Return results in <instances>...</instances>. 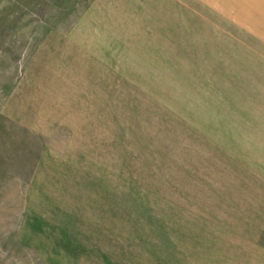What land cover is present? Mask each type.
Listing matches in <instances>:
<instances>
[{"label":"rangeland","instance_id":"374dc122","mask_svg":"<svg viewBox=\"0 0 264 264\" xmlns=\"http://www.w3.org/2000/svg\"><path fill=\"white\" fill-rule=\"evenodd\" d=\"M262 175L264 0H0V264H257Z\"/></svg>","mask_w":264,"mask_h":264},{"label":"crops","instance_id":"0c3cea01","mask_svg":"<svg viewBox=\"0 0 264 264\" xmlns=\"http://www.w3.org/2000/svg\"><path fill=\"white\" fill-rule=\"evenodd\" d=\"M262 178L264 179V175H262ZM257 250H258V248H257ZM260 256L264 259V256L262 254ZM263 259H258L255 261V263L257 262V264H264Z\"/></svg>","mask_w":264,"mask_h":264}]
</instances>
